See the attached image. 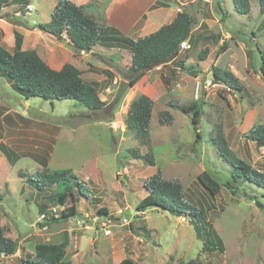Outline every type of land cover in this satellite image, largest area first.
<instances>
[{
	"label": "rangeland",
	"instance_id": "rangeland-1",
	"mask_svg": "<svg viewBox=\"0 0 264 264\" xmlns=\"http://www.w3.org/2000/svg\"><path fill=\"white\" fill-rule=\"evenodd\" d=\"M143 1L117 3L115 18L123 19ZM218 1L158 0L153 4L149 10L156 11L162 3L195 17L188 40L191 48H183L181 56L200 72H187L174 58L173 71H163L161 79L164 64L152 68L118 101L120 83L128 80L132 64L128 48L98 43L89 52L77 51L69 39L52 37L32 24L37 19L33 3L28 4L32 9L13 0L1 5L0 18L9 27L10 36L4 40L9 50L14 51L15 31L19 30L23 49L35 45L41 57L57 68L73 63L87 82L99 83V93L107 104L104 109L91 110L76 99L52 102L26 97L0 76V218L9 230L7 235L21 245L17 254L0 253V264H28L21 258H29L36 244L64 239L69 241L67 258L79 264H117L127 257L138 264H179L196 258L203 264H264V210L256 202L263 200L262 190L233 177V167L220 157L213 140L224 136L241 158L264 171V147L244 136L254 125L264 124V80L258 50L264 52V13L258 0H252L249 14L237 12L233 0ZM92 2L94 10L88 14L105 22L110 0ZM34 3L37 13L50 10L47 0ZM162 12L151 13L150 19L162 17ZM175 16L164 17L169 22ZM205 48L209 55L200 60L198 54ZM213 67L233 72L243 90L216 81ZM140 94L154 100L145 142L126 124L130 104ZM170 101L200 103L203 112L197 128L192 116L170 106ZM163 111L173 114L172 123L161 122ZM197 133L201 134L199 140ZM149 155L154 165L145 159ZM65 168L93 190L89 197L76 188L61 204L57 193L65 185L40 191L28 181L31 174ZM158 169L166 179L181 180L185 198L203 211L224 240L222 254L207 249L205 232L197 233L198 222L191 217L176 216L158 206L145 211L138 208L149 193L145 180ZM204 171L221 185L218 194L212 195L199 181ZM43 203L47 205L44 212ZM73 205L78 215L40 225L44 215L58 217ZM103 207L108 209L106 214L99 212Z\"/></svg>",
	"mask_w": 264,
	"mask_h": 264
},
{
	"label": "trees",
	"instance_id": "trees-1",
	"mask_svg": "<svg viewBox=\"0 0 264 264\" xmlns=\"http://www.w3.org/2000/svg\"><path fill=\"white\" fill-rule=\"evenodd\" d=\"M9 0H0L1 5ZM24 5L30 4V0H13ZM158 1V0H157ZM237 12L249 14L252 10V0H233ZM161 2V1H160ZM260 12L264 13V0H258ZM161 6L163 5L160 3ZM154 6V5H153ZM152 6V7H153ZM94 7L93 3L78 5L71 0H59L51 13L48 22H40L35 25L44 33L60 39H69L71 45L77 51L89 52L98 43L106 47L128 48L132 55V64L129 68L128 81L135 85L147 71L159 65H166L172 59L178 58L181 44L190 40L195 17L186 11L178 12L177 16L169 23L163 24L156 31L133 39L120 32L114 26L100 22L86 10ZM15 49L11 51L0 39V75L9 79L12 88L26 97H42L47 100L54 99H76L85 107L91 110L104 109L107 102L99 93V83L87 82L82 76V70L71 62H66L62 68L51 67L39 54L36 49H23V35L15 31ZM261 51V64L259 72L264 80V52ZM209 55V48L202 50L198 56L200 60H205ZM181 68L198 74L199 67H192L185 60H179ZM214 79L225 83L229 89L242 91L243 83L229 70L213 67ZM53 102V101H52ZM170 106L180 109L185 114L192 116L195 126H198L202 116V105L197 102L191 104H180L177 101H170ZM154 111V100L147 94H140L133 99L130 104L126 124L135 135L145 142L149 136L150 126ZM161 122L170 124L173 122V114L170 111L161 112ZM197 140L201 134L197 133ZM245 138L254 141L257 146L264 147V124H257L245 133ZM214 140L220 157L233 167V177L236 180L249 181L262 190L261 198L256 199L257 205L264 210V171L250 164L241 158L230 146L224 136H219ZM148 163L155 164L152 155H149ZM22 174V173H20ZM24 175V174H23ZM201 184L212 194L216 195L221 190V185L207 172L204 171L198 176ZM28 181L34 186L44 191L45 188L65 185L63 191L57 193V201L65 204L68 195L73 189L81 195L89 197L92 194L90 187L80 179V177L69 168L57 169L49 172L35 173L28 176ZM145 186L149 191L148 195L139 203L140 210H147L151 206L161 207L176 216H189L197 221L195 225L197 233L205 232V244L209 251L222 254L225 243L217 233L213 224L208 221L203 211L199 210L184 196V189L179 178L166 179L162 176L161 169L145 180ZM47 205H41L44 212ZM100 213L106 214L108 209H99ZM78 209L73 205L69 211H63L58 217H44L40 225H48L61 220H68L78 215ZM8 228L1 223L0 218V253L7 256L14 255L19 250V242L7 235ZM69 241L64 239L60 243L40 242L36 244L35 251L29 254V258H21L28 264H79L73 263L67 258V246ZM117 264H138L133 259L127 257ZM179 264H203L198 258L189 262Z\"/></svg>",
	"mask_w": 264,
	"mask_h": 264
},
{
	"label": "crops",
	"instance_id": "crops-1",
	"mask_svg": "<svg viewBox=\"0 0 264 264\" xmlns=\"http://www.w3.org/2000/svg\"><path fill=\"white\" fill-rule=\"evenodd\" d=\"M40 1L45 2V0H40ZM58 1L59 0H47V3L48 4L51 3V6H50V10H48V13L45 14V13H40V12L37 13L36 11H38V10H37V7H36V5L34 3V0H30V3H33V5L35 6V14L37 15V19H34V20H38V23L50 21V19H51V13L54 10V8H55L56 4L58 3ZM71 1H73L74 3H76L78 5H86L88 3H93L92 2L93 0H71ZM129 1H127V0H110L109 4L107 5V16H106L105 22H106L107 25L116 27L117 29L120 30V32L122 34H124L126 36H129V37H131L133 39L134 38L137 39V38H139L141 36H145L147 34H150V33L154 32V31H156L163 24L171 22L177 16V14H178V12L175 11V9L173 7H169V6H164V7L163 6H160V7H158L159 9H157L156 11L149 10L151 8V6L157 2V0H144L142 3H140V5L138 7H136V9H134V10L132 9V11H130V12L127 11L128 13H127L126 16H124L123 19H117V18H115V15H114V12H115L114 6L117 5V3H119V4L120 3L121 4L122 3H125L126 4V3H129ZM218 3H219V1H218ZM104 5L105 4H102V7H104ZM89 10H94V8L93 7L92 8H88L86 10V12L88 13ZM161 10H163V12ZM154 12H162L163 16L160 17V18H158V17L157 18H154L153 19L154 21H153V20H151L152 19L151 17L154 14L151 15V13H154ZM172 12H174V13H172ZM170 14H175L176 16L173 17L171 21L167 22L166 21L167 19L165 17L170 16ZM155 15H157V13ZM142 17H144L143 18L144 19V22L141 23V20H143ZM34 20H32L31 22H32V24L35 25L37 23ZM3 21H4V18H0V39H1L2 42H5L4 41L5 38L7 36H10V34L8 35L9 27L8 26H4L5 23ZM157 22L158 23H161V25H157L158 24ZM154 24H155L156 27H154ZM17 31H19V30H17ZM32 48L33 49H36L39 52L38 48L35 45ZM111 48H115V47H111ZM184 50H181L179 52V54L177 56L178 58L176 59V61L184 60V58L181 56V53ZM39 54H40V52H39ZM48 55L49 54H47V56ZM44 60L51 67H53L55 69H60V68L54 67L52 61H49L47 58H45ZM186 62L188 63V61H186ZM172 63H173L172 61H169L168 63H166V65H162L160 67V70H161L160 75H159L160 78L163 77V75H162L163 71L169 72V71H173V69L176 68V65H173ZM164 67H165V70H163ZM165 76L167 77V73H165ZM2 77H4V76H2ZM7 80H8V83L10 84V87H12L10 80L9 79H7ZM20 247H21V245H19V249H20Z\"/></svg>",
	"mask_w": 264,
	"mask_h": 264
},
{
	"label": "water",
	"instance_id": "water-1",
	"mask_svg": "<svg viewBox=\"0 0 264 264\" xmlns=\"http://www.w3.org/2000/svg\"><path fill=\"white\" fill-rule=\"evenodd\" d=\"M129 86H132V84L128 80L123 79L121 81L115 101H118L124 95Z\"/></svg>",
	"mask_w": 264,
	"mask_h": 264
},
{
	"label": "built area",
	"instance_id": "built-area-1",
	"mask_svg": "<svg viewBox=\"0 0 264 264\" xmlns=\"http://www.w3.org/2000/svg\"><path fill=\"white\" fill-rule=\"evenodd\" d=\"M28 7L30 9H32L31 5H28ZM183 48H191V45L188 43V41H184L181 46H180V50H182ZM201 88V84L199 83L197 85V91L199 92V89ZM45 217V215L43 216V218ZM106 233L110 234L111 233V229H106Z\"/></svg>",
	"mask_w": 264,
	"mask_h": 264
}]
</instances>
